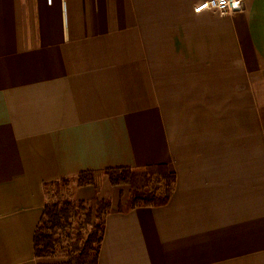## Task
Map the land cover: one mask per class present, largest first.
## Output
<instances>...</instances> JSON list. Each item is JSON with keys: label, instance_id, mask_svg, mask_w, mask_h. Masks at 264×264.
Wrapping results in <instances>:
<instances>
[{"label": "crops", "instance_id": "crops-1", "mask_svg": "<svg viewBox=\"0 0 264 264\" xmlns=\"http://www.w3.org/2000/svg\"><path fill=\"white\" fill-rule=\"evenodd\" d=\"M206 1L0 0V264H41L46 185L157 165L163 207L70 191L111 201L98 264H264V0Z\"/></svg>", "mask_w": 264, "mask_h": 264}, {"label": "trees", "instance_id": "trees-1", "mask_svg": "<svg viewBox=\"0 0 264 264\" xmlns=\"http://www.w3.org/2000/svg\"><path fill=\"white\" fill-rule=\"evenodd\" d=\"M115 186L128 185L129 198L120 205V211L128 213L137 208L163 207L170 201L176 176L165 165L145 168H121L104 171ZM97 173L85 172L77 178L78 186L92 185L90 180ZM68 180L46 185L58 188L57 202L49 201L34 236L35 256L47 259L51 264H98L105 235L106 219L112 211L109 199L95 197L91 201L64 198L61 185ZM48 196V195H47Z\"/></svg>", "mask_w": 264, "mask_h": 264}, {"label": "rangeland", "instance_id": "rangeland-1", "mask_svg": "<svg viewBox=\"0 0 264 264\" xmlns=\"http://www.w3.org/2000/svg\"><path fill=\"white\" fill-rule=\"evenodd\" d=\"M90 180H93L96 182L98 189H100L102 186L107 185L109 186H115L111 183V179L109 174L103 172V173H97L94 177H89ZM78 179L67 181V183L61 185V190L64 192V198L68 200H73L70 198V191L73 188H76L78 186ZM116 192L120 194V196H124L126 198V201L122 204H125L129 198V190L130 187L128 185H121V186H115ZM58 188L56 186H50L48 187L47 195H48V200L49 201H54L57 202V197H58ZM99 197V196H97ZM100 198V197H99ZM106 199V198H103ZM120 208V207H119ZM54 263L51 260L47 259H42L41 264H51Z\"/></svg>", "mask_w": 264, "mask_h": 264}, {"label": "built area", "instance_id": "built-area-1", "mask_svg": "<svg viewBox=\"0 0 264 264\" xmlns=\"http://www.w3.org/2000/svg\"><path fill=\"white\" fill-rule=\"evenodd\" d=\"M247 0H208L195 8L196 13L214 11L221 15H230L244 10Z\"/></svg>", "mask_w": 264, "mask_h": 264}]
</instances>
